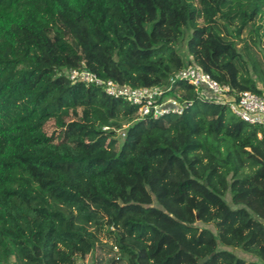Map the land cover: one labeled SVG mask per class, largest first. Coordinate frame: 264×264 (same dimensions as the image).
Returning <instances> with one entry per match:
<instances>
[{
  "label": "trees",
  "instance_id": "1",
  "mask_svg": "<svg viewBox=\"0 0 264 264\" xmlns=\"http://www.w3.org/2000/svg\"><path fill=\"white\" fill-rule=\"evenodd\" d=\"M246 30L264 0H0V264H264V127L171 80L264 94ZM82 67L191 104L141 117Z\"/></svg>",
  "mask_w": 264,
  "mask_h": 264
},
{
  "label": "built area",
  "instance_id": "2",
  "mask_svg": "<svg viewBox=\"0 0 264 264\" xmlns=\"http://www.w3.org/2000/svg\"><path fill=\"white\" fill-rule=\"evenodd\" d=\"M67 76L71 81H82L89 85L99 86L112 97L122 98L138 107L141 117L158 118L168 114H181L191 104L180 103L172 96H165V90L159 87H131L119 85L112 80H104L86 68L69 69ZM180 79L193 86L198 99L212 100L226 104L241 120L264 127V94L249 90L232 93L227 84H220L209 74L194 65L179 70L171 80Z\"/></svg>",
  "mask_w": 264,
  "mask_h": 264
},
{
  "label": "rangeland",
  "instance_id": "3",
  "mask_svg": "<svg viewBox=\"0 0 264 264\" xmlns=\"http://www.w3.org/2000/svg\"><path fill=\"white\" fill-rule=\"evenodd\" d=\"M248 38H249V31L246 30L243 33L242 38L240 40H237V47L240 49V47H242L244 45V43L247 42L251 46V48L259 54V58L261 61H263V65H264V36H261L260 40H256L255 44H253ZM224 199L229 205H231L230 193H227L225 195ZM208 228L213 230V226L211 224L208 225ZM101 239H102V241H105L104 235H101ZM90 262H91V260L88 261V259H87V260H85V262L83 264H90ZM79 264H82V263H79Z\"/></svg>",
  "mask_w": 264,
  "mask_h": 264
},
{
  "label": "crops",
  "instance_id": "4",
  "mask_svg": "<svg viewBox=\"0 0 264 264\" xmlns=\"http://www.w3.org/2000/svg\"><path fill=\"white\" fill-rule=\"evenodd\" d=\"M234 252L237 254V255H240L241 257H244V258H250V256L249 255H247V254H245V253H243V252H241V251H239V250H237V249H234Z\"/></svg>",
  "mask_w": 264,
  "mask_h": 264
},
{
  "label": "water",
  "instance_id": "5",
  "mask_svg": "<svg viewBox=\"0 0 264 264\" xmlns=\"http://www.w3.org/2000/svg\"><path fill=\"white\" fill-rule=\"evenodd\" d=\"M207 259H208V256H205V257L199 259V263H202V262L206 261Z\"/></svg>",
  "mask_w": 264,
  "mask_h": 264
}]
</instances>
